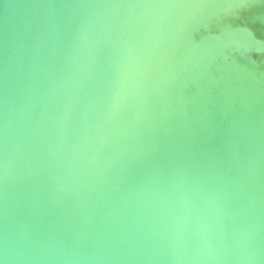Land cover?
<instances>
[{
    "label": "water",
    "instance_id": "1",
    "mask_svg": "<svg viewBox=\"0 0 264 264\" xmlns=\"http://www.w3.org/2000/svg\"><path fill=\"white\" fill-rule=\"evenodd\" d=\"M259 6L0 0V264H264Z\"/></svg>",
    "mask_w": 264,
    "mask_h": 264
},
{
    "label": "rangeland",
    "instance_id": "2",
    "mask_svg": "<svg viewBox=\"0 0 264 264\" xmlns=\"http://www.w3.org/2000/svg\"><path fill=\"white\" fill-rule=\"evenodd\" d=\"M257 16L256 20L254 21V17ZM264 17V6L261 7H256L254 9V11L250 14L249 19L247 20V24L252 25L255 22H257L258 20H262V18ZM254 21V22H253ZM254 27V29L256 28H260V24L255 23L254 25H252ZM262 28V27H261Z\"/></svg>",
    "mask_w": 264,
    "mask_h": 264
}]
</instances>
